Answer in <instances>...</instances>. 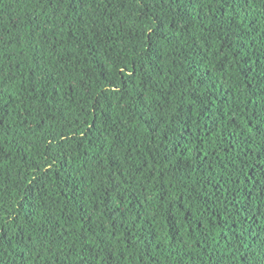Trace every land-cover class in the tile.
<instances>
[{
	"label": "trees",
	"instance_id": "obj_1",
	"mask_svg": "<svg viewBox=\"0 0 264 264\" xmlns=\"http://www.w3.org/2000/svg\"><path fill=\"white\" fill-rule=\"evenodd\" d=\"M258 129L264 0H0V264H264Z\"/></svg>",
	"mask_w": 264,
	"mask_h": 264
},
{
	"label": "snow or ice",
	"instance_id": "obj_2",
	"mask_svg": "<svg viewBox=\"0 0 264 264\" xmlns=\"http://www.w3.org/2000/svg\"><path fill=\"white\" fill-rule=\"evenodd\" d=\"M161 30H163V28H161ZM153 35H156V33H153ZM257 131L261 137H264V130L258 129ZM261 260H264V255H261Z\"/></svg>",
	"mask_w": 264,
	"mask_h": 264
}]
</instances>
